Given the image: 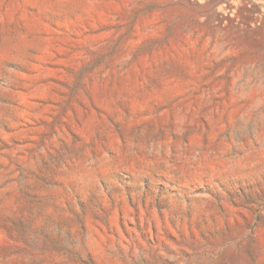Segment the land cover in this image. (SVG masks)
Returning <instances> with one entry per match:
<instances>
[{"label": "rangeland", "instance_id": "obj_1", "mask_svg": "<svg viewBox=\"0 0 264 264\" xmlns=\"http://www.w3.org/2000/svg\"><path fill=\"white\" fill-rule=\"evenodd\" d=\"M0 264H264V0H0Z\"/></svg>", "mask_w": 264, "mask_h": 264}]
</instances>
